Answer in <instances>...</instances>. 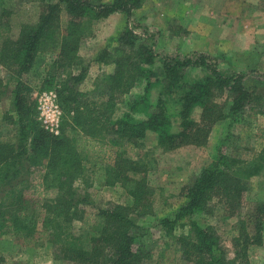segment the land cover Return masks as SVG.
<instances>
[{
	"label": "trees",
	"instance_id": "16d2710c",
	"mask_svg": "<svg viewBox=\"0 0 264 264\" xmlns=\"http://www.w3.org/2000/svg\"><path fill=\"white\" fill-rule=\"evenodd\" d=\"M32 1L46 5L38 22L23 25L15 37L10 30L12 12L0 0V29L8 30L7 36L0 37V64L11 73L7 83L0 79V101L5 97L11 102L18 126V143L0 145V238L14 236L27 247L46 241L72 264H172L177 256L189 264H229L217 230L200 226L196 216L212 214L214 201L224 206L229 217L238 216L251 178L263 173L264 148L250 160L225 152L245 109L261 103L254 116L264 112L262 85L251 91L249 73L222 68L215 57L202 52L158 53V34L131 21L145 0ZM113 14H124L129 21L116 39L114 52L106 49L97 56V62L113 66L111 73L99 79L106 97L104 101L85 100L77 85L87 73L79 55L86 26ZM47 51L56 55L52 65L56 73L68 76L63 87H55L64 112L60 136L38 127L36 102L26 81L37 56ZM157 64L161 73L155 70ZM75 67L82 71L74 76ZM48 85L46 89L54 87L52 82ZM135 89L141 92L133 95ZM121 105L126 111L117 117ZM196 110L201 111L199 120L194 118ZM225 120L227 133L216 159L192 185L182 189L180 206L171 215L156 219L154 228L168 240L153 261V252L144 247L142 231L146 228L131 217V213L138 218L153 214L152 192L145 181L131 174L153 167L155 161L131 160L119 148L144 139L149 132L157 135L164 151L201 147L213 127ZM259 138L264 141V129ZM107 152L113 156L112 165L106 168L107 185L120 184L132 206L109 207L93 215L81 208L89 203L88 197L74 190V183L82 177L86 163L98 162ZM35 171L38 177L32 180ZM76 221L82 223L80 235L74 232ZM94 226L98 229L92 234ZM180 227L188 231L175 235ZM240 231L236 242L243 236L249 240L242 256L237 253L244 259L250 244L262 243L264 203L255 204ZM234 246L238 249L239 243Z\"/></svg>",
	"mask_w": 264,
	"mask_h": 264
},
{
	"label": "rangeland",
	"instance_id": "374dc122",
	"mask_svg": "<svg viewBox=\"0 0 264 264\" xmlns=\"http://www.w3.org/2000/svg\"><path fill=\"white\" fill-rule=\"evenodd\" d=\"M56 3L58 0H48ZM109 1V0H105ZM46 5L32 0H4V7L12 12L10 17L11 35H18L25 24H36L42 7ZM131 21L147 27L150 32L158 34V53L191 54L202 52L215 57L222 68L233 69L249 73L247 86L251 91L262 85L260 93L264 104V0H145L141 9L134 11ZM64 23L66 13L62 14ZM129 18L124 14H113L99 21L88 23L79 55L87 69L85 79L77 85L85 100L104 101L106 88L101 83L103 73H111L113 66L97 62V56L108 50L113 53L116 39L123 32ZM7 29H0V37L7 36ZM56 55L51 52L40 53L31 72L26 76L27 83L32 89V97L36 102L35 117L38 127L53 136L61 135L64 112L60 104L55 87L61 88L68 79L67 73H56L52 67ZM155 70L161 73L160 65ZM81 67L72 69V74L78 75ZM10 71L0 64V79L7 83ZM54 78V79H53ZM53 83L54 87H49ZM141 89L133 90V95L139 94ZM44 93H53L62 110L60 118V133L55 135L46 128L39 116V100ZM157 94V91H154ZM156 96V95H154ZM261 103L245 109L243 119L237 123L225 146V152L242 160H250L262 148L264 141L259 138L260 130L264 129V112L256 117ZM177 111L176 106H171ZM264 110V107H263ZM11 102L3 97L0 101V145L18 143V126L16 116L12 112ZM126 111L120 106L117 117ZM200 110H196L194 118L199 120ZM228 121L218 122L212 129L206 145L182 146L175 150H163L158 146L157 135L147 133L142 140L124 143L119 148L124 157L134 161L141 158L154 159V166L144 167L140 173L131 175L145 181L152 192L154 212L145 218H138L135 213L131 217L136 224L146 231H142L146 250L153 252V261L158 259L168 240L161 232L154 228L156 219L171 215L182 203L181 192L185 186L192 185L204 168L209 166L217 157L219 145L227 133ZM91 149V148H90ZM88 148V150H90ZM111 152L102 155L96 163H86L82 177L74 183V190L80 195L88 197V204L81 208L87 213L97 214L100 210L114 206L131 207L132 199L120 184L107 185L106 168L112 165ZM113 155V154H112ZM24 168L22 174L26 177ZM38 177L37 171L32 175ZM256 203H264V171L261 175L251 178L248 191L243 200V209L236 217H229L222 204L214 201L212 214H199L197 223L202 226H213L221 239V247L226 254L229 264H264V232L260 245L250 244L247 257L240 259L244 247L249 240L241 237V222L248 216ZM82 223L76 221L74 232L80 235ZM97 226L91 229L93 234ZM188 228L180 227L175 235H180ZM86 232V231H84ZM253 233H250L252 236ZM250 239V238H249ZM236 242V243H235ZM239 243L238 249L235 244ZM240 255L237 256L238 254ZM1 264H72L56 254L52 244L39 241L32 247L24 246L14 236L0 238ZM180 258V256H177ZM176 260L172 264H189L183 260Z\"/></svg>",
	"mask_w": 264,
	"mask_h": 264
},
{
	"label": "built area",
	"instance_id": "2783aa9c",
	"mask_svg": "<svg viewBox=\"0 0 264 264\" xmlns=\"http://www.w3.org/2000/svg\"><path fill=\"white\" fill-rule=\"evenodd\" d=\"M39 116L51 133L59 135L62 110L53 93H44L39 100Z\"/></svg>",
	"mask_w": 264,
	"mask_h": 264
}]
</instances>
